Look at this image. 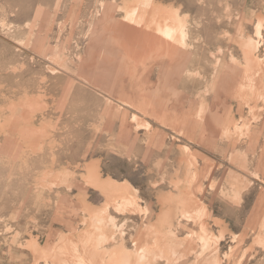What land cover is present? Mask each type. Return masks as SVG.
I'll return each mask as SVG.
<instances>
[{"label":"rangeland","instance_id":"obj_1","mask_svg":"<svg viewBox=\"0 0 264 264\" xmlns=\"http://www.w3.org/2000/svg\"><path fill=\"white\" fill-rule=\"evenodd\" d=\"M0 264H264V0H0Z\"/></svg>","mask_w":264,"mask_h":264},{"label":"bare ground","instance_id":"obj_2","mask_svg":"<svg viewBox=\"0 0 264 264\" xmlns=\"http://www.w3.org/2000/svg\"><path fill=\"white\" fill-rule=\"evenodd\" d=\"M174 38H172L171 40H173ZM176 40V39H175ZM175 43V42H174ZM174 45V44H173Z\"/></svg>","mask_w":264,"mask_h":264}]
</instances>
